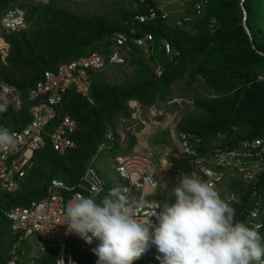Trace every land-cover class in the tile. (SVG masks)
Listing matches in <instances>:
<instances>
[{"label":"trees","instance_id":"16d2710c","mask_svg":"<svg viewBox=\"0 0 264 264\" xmlns=\"http://www.w3.org/2000/svg\"><path fill=\"white\" fill-rule=\"evenodd\" d=\"M16 1L18 0H0V15ZM29 1L21 2L23 8L28 6ZM58 1L51 0L31 9L34 21L29 22L26 28L19 32L4 34L10 48L5 61L0 54V77L20 88L25 97L29 89L44 76L46 70L55 69L60 63L83 55L93 47L103 46L104 50L108 49L107 38L114 33L127 31L131 17L136 13L145 12L140 0H136V10L113 8L112 18L71 11ZM263 8L264 0H208L204 9L206 14L202 18L194 16L193 8L187 9L184 16H190L191 19L185 22L184 26H169L162 18L161 12L154 20L142 25L144 32H151L154 36L152 52L147 56L155 67L161 66L162 75L158 76L157 72L139 60L136 72L127 77L129 81L126 85L107 84L99 79L102 71L93 73L94 104L69 90L61 110L64 114H70L78 123V131L73 136L76 148L60 154L47 143L45 148L37 150L33 159L35 166L33 165L23 180L20 192L13 195L0 190V221L9 224L2 213L3 207L26 206L32 200L44 198L51 178H61L69 183L77 181L87 167L92 165L94 153L98 146L107 140L106 135L109 132L113 135L110 145L119 150L120 136L117 134L116 124L120 118L131 117L129 101L137 100L144 108L156 103L166 105L169 99L174 98L173 83L185 76L195 78L197 73L203 72L207 78L206 88L210 96L195 102V106L203 110V115L182 118L177 125L180 131L200 138L207 145L213 142L232 145L242 139L262 136L264 124L258 123L264 120V112L257 108L258 98L254 93L257 85L243 88L237 77L246 74L248 81L252 83L258 80L260 71L264 72V34L260 27L264 20ZM244 15L248 32L244 26H237V22L229 23L222 32L225 21L241 20ZM212 19H215L217 26L222 27L221 31H211L209 22ZM226 28L230 31L226 32ZM194 29L196 31H193ZM163 41H168L179 55L166 54L162 49ZM137 50L139 49L133 47L131 52ZM232 68H235V71H231ZM234 90L238 91L235 99L232 97L236 93H231ZM243 91L247 97L238 99V94ZM29 107L26 102L19 113H14L6 107L5 111L0 112V125L7 128L23 127L30 120ZM231 117L233 120L229 122ZM58 121L51 124L50 129H54ZM233 125H251V129L230 137L227 132L233 135L229 130ZM224 131L228 134L226 138L219 137ZM154 163L158 165V160L155 159ZM189 169L190 162L187 158L172 154L169 157L168 169L160 173L161 181L171 187L177 172ZM228 191L239 194L245 190L240 182L235 181L229 184ZM156 197L165 201L166 193L158 191ZM248 197L249 195L244 193L240 204L230 203L235 210L237 221L245 222ZM3 229H10V242L7 251L0 252V264H6L11 258L14 240L10 226L9 229L2 227L1 231ZM260 233L264 236V228ZM70 251L82 264H95L97 260L96 256L81 249L80 241L71 240ZM55 253L56 244L52 243L42 253L41 262L34 264H55ZM141 262L142 258L139 257L133 264Z\"/></svg>","mask_w":264,"mask_h":264},{"label":"built area","instance_id":"2783aa9c","mask_svg":"<svg viewBox=\"0 0 264 264\" xmlns=\"http://www.w3.org/2000/svg\"><path fill=\"white\" fill-rule=\"evenodd\" d=\"M51 0H32L33 3L46 4ZM145 12L134 14L128 22V30L117 32L107 38L108 49L93 47L87 53L60 63L55 69L46 70L44 76L29 89L25 97L23 91L0 77V103L6 104L13 112H19L26 102L30 103V120L21 129H13L18 141L12 150L0 148V188L8 192H18L22 181L32 166L34 151L46 145L48 136L55 150L64 153L74 148L73 134L77 132L78 123L69 114L62 113V105L69 90L83 97L88 103L94 104L92 96V74L103 71L108 66L121 65L126 62L133 47L146 53L152 52L154 36L144 32L142 25L159 16L167 17L163 5L166 0H140ZM208 0H197L193 10L200 15ZM190 16H183L177 21L178 26H184ZM215 24V20L212 21ZM27 26V12L16 6L6 10L0 16V41L4 43L3 33L19 32ZM5 44V43H4ZM162 49L171 56L179 55L172 49L168 41L162 42ZM9 46L0 45L3 59L8 54ZM158 76L163 69L157 66ZM59 119L54 130L47 132L50 123ZM112 140V133H108ZM110 141L102 143L99 151L110 147ZM180 151L190 162L188 171L180 173H196L214 189L222 184L227 177L239 180L244 192H229L226 201L240 204L244 193L249 195L246 208L245 223L258 233L264 228V134L256 138L239 140L232 145H222L219 142L205 144L200 138L187 132L179 136ZM116 170L122 181L126 183L129 196L137 202L136 214L140 219H147L151 212L158 209L161 201L153 198L159 189L157 167L149 154L117 155ZM174 179V185L176 178ZM73 191V192H72ZM105 184L99 173L93 167L89 168L82 179L75 185H65L61 180H53L50 185V195L40 201H34L30 206L12 208L6 215L12 221L15 241L11 249V258L6 264H23L21 245L34 234L38 235V246L42 250L49 244H56L55 264H82L77 256L70 251L71 240H83L75 233H68L64 223L65 205L77 195L95 194L103 197ZM70 192L68 195L67 193ZM248 204V206H247ZM240 216V215H238ZM152 221L155 217L150 218ZM84 241V240H83ZM99 241L92 244L84 241L82 248L93 254V249ZM147 259L143 264H160L155 246L148 250Z\"/></svg>","mask_w":264,"mask_h":264},{"label":"clouds","instance_id":"9594fccd","mask_svg":"<svg viewBox=\"0 0 264 264\" xmlns=\"http://www.w3.org/2000/svg\"><path fill=\"white\" fill-rule=\"evenodd\" d=\"M4 34L5 32L3 37ZM4 43L9 46L6 40ZM0 54L2 56L1 52ZM5 59L2 57L3 61ZM28 104L30 106V103ZM5 109L6 104L0 103V112L5 111ZM54 122L48 125L47 132L55 129H50V125ZM21 128H7L4 125H0V148L5 150L14 149L18 141L11 130ZM181 132L185 131L178 132V142ZM106 136L107 140L103 143L110 141L111 144L112 140L108 138V134ZM47 143H50L53 147L48 136H46ZM76 146L75 143V147L70 149H75ZM99 146L93 155L92 165L87 167L84 174L77 181L69 183L61 178H51L48 181L44 198L32 200L26 206L16 205L1 209L3 215L10 223L11 232L14 236L13 243L15 235L12 221L5 214L6 211H10L17 206L27 207L34 201L46 199L50 195V185L55 179L63 181L65 185H75L82 179L89 168L93 167L99 173L98 159L108 151H113L114 153L112 164L115 166V170L116 162L114 159L117 155L139 154L131 152L120 154L118 153L120 150L112 148L113 145L99 151ZM45 147L46 145L43 148ZM37 150L34 151L30 170L34 165L33 159ZM55 151L60 154L66 153V151L64 153L58 150ZM173 154L177 157H185L181 154L179 143L177 151ZM170 156L164 158V163L162 158L157 159V179L160 187L153 198L161 201L162 204L158 205V209L151 212L147 219L138 218L136 214L137 202L129 196L127 189H124L126 183L121 180L117 170V176L120 180V185L117 188H108L105 185V191L102 193L103 197L98 198L91 193L89 195H77L65 205L63 224L67 226L68 233L79 235L88 244H92L94 240L99 241L92 254L82 248L83 240H77L81 242V249L97 257L95 264H133V261L139 257L142 258L140 264H143L148 257L141 254L151 246H155L157 252L161 254L157 256L160 264H264V237L245 222L237 221L235 219V210L231 206L232 203L230 204L225 200L226 195L230 191L226 187L227 184L224 188L223 185L231 178L227 177L215 190L210 182L201 180L196 173H180L177 175L175 185L173 184L170 187L162 183L161 177L159 178L161 171L168 169ZM154 161L155 159H153ZM161 165H167V167L162 169ZM163 184L166 185V191L162 189ZM225 188L227 192L222 191ZM0 190L16 195L21 188L15 193L8 192L2 188ZM158 191L166 193L165 201L156 197ZM220 195L224 196V198ZM151 217H155V220L152 221ZM23 244L21 245L23 264H34L35 260L33 259L29 263L24 262L23 257H27V252L24 250ZM37 247L39 248L38 243ZM39 250L41 253L46 251V249L42 250L41 248Z\"/></svg>","mask_w":264,"mask_h":264},{"label":"rangeland","instance_id":"374dc122","mask_svg":"<svg viewBox=\"0 0 264 264\" xmlns=\"http://www.w3.org/2000/svg\"><path fill=\"white\" fill-rule=\"evenodd\" d=\"M23 0H18L13 3V6H22L21 2ZM197 0H166L164 2L163 8L164 11L167 13V17L165 18L166 22L169 26H176L177 21L182 18L187 13V9L189 7L193 8V4ZM59 4L65 5L71 11L80 12L86 15H104L106 18H112L113 15V8H123L126 10H136L138 8V3L136 0H59ZM27 7L25 8L27 11V24L31 21H34V15L31 13V9L39 7L43 4L41 3H33L30 0L27 3ZM23 7V6H22ZM9 8V9H10ZM206 14L205 10L200 14L197 15L195 13L194 16L198 18H202ZM264 15V8L262 12V16ZM203 20V19H202ZM212 19L209 22V28L212 32H217L219 29L221 31L222 27L217 26V24H213ZM226 24L222 29V32L225 30V26L232 22H237V26H244L247 32L249 28L246 25V18L241 20H235L229 22L228 20L225 21ZM178 26V25H177ZM221 27V28H220ZM262 28V33L264 34V20L260 26ZM197 29V28H196ZM193 31H196L195 29ZM230 31V30H229ZM227 31L226 28V32ZM103 49V46H101ZM139 60H142L143 64L147 65L151 70L156 72L157 66L150 61L147 54L137 50L135 52H131V54L127 57L126 62L121 65H113L110 66L102 71L99 76L100 80H103L105 83L113 85V86H121L126 85L129 81L127 77H131L133 73L136 72ZM160 62V61H158ZM231 71H235V68H232ZM238 76L239 83L243 86V88H249L250 86L257 85L256 90H254L257 94V104L258 107L264 112V72L258 73V80L255 82L250 83L248 81V77L245 76ZM207 78L203 75V72L197 73V76L190 77L185 76L176 80L173 83V97L167 101L166 105H160L159 103L154 104L149 108H144L140 104L139 101L134 100L129 101L128 105L132 110V114L130 118H120L116 124V131L117 134L120 136V140L118 141L119 150L118 153L126 154V153H139V154H149L153 157V159L162 158V162L164 158L172 155L177 151L178 146V132L180 131L177 128L179 121L182 118L189 117L190 115L201 116L203 115V110L199 109L195 106L196 101H203L204 99L210 96L209 91L206 88ZM258 84H263V86H259ZM258 87V88H257ZM241 87H239L240 89ZM236 93L233 99L237 98L238 91H232L231 93ZM247 95L245 91L238 94V99L246 98ZM138 102V104H137ZM233 120V117L229 119V122ZM264 120L260 121L258 125H263ZM256 125V124H251ZM250 126H236L233 125L231 130L233 135L229 132L230 137H233L235 134H239L243 130H250ZM221 132L222 136L226 138V134ZM227 134V135H228ZM124 148H127L124 150ZM132 150V151H131ZM179 155V153H177ZM114 158L113 151H108L104 153L98 159V169L100 173V177L102 178L103 182L108 188H117L120 185V180L118 179L117 172L115 170V166L112 164ZM164 163V162H163ZM35 166V163H34ZM162 169H165L167 165H161ZM167 169V168H166ZM161 176L159 175V178ZM162 179V177H161ZM235 182L234 180H227L226 187L229 184ZM239 182V181H238ZM238 185V184H237ZM162 189L166 191V185L163 184ZM223 192H227L226 188L222 190ZM5 221V220H4ZM1 228L6 227L9 229L10 223L8 222H1ZM0 228V252L7 251L10 238L8 237L9 231L3 229L1 231ZM5 231V232H4ZM262 237V233H259ZM38 235L34 234L26 243L23 244L24 250L27 252V257L24 256L23 260L25 263H29L31 259L35 260L34 263L41 262L42 253L40 252L39 248L37 247V243L39 242ZM1 253V255H2ZM141 255H148L145 251Z\"/></svg>","mask_w":264,"mask_h":264},{"label":"bare ground","instance_id":"6f19581e","mask_svg":"<svg viewBox=\"0 0 264 264\" xmlns=\"http://www.w3.org/2000/svg\"><path fill=\"white\" fill-rule=\"evenodd\" d=\"M0 45H5V44L0 41Z\"/></svg>","mask_w":264,"mask_h":264}]
</instances>
